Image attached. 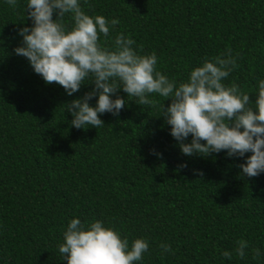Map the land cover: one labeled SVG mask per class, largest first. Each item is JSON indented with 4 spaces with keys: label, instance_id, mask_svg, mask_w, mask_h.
I'll list each match as a JSON object with an SVG mask.
<instances>
[{
    "label": "trees",
    "instance_id": "obj_1",
    "mask_svg": "<svg viewBox=\"0 0 264 264\" xmlns=\"http://www.w3.org/2000/svg\"><path fill=\"white\" fill-rule=\"evenodd\" d=\"M27 2L18 0L13 11L0 0V264H67L59 245L74 218L102 221L129 247L145 239L149 249L134 264H264V172L247 177L239 167L252 153L183 154L161 115L171 99L158 94L148 95L155 106L139 105L121 89L112 95L126 100L118 116L100 114L98 129L71 126L68 104L95 85L86 80L69 96L15 54L18 30L33 24ZM79 3L90 16L119 20L107 38L100 34V45L113 49L122 33L138 54L155 52L157 70L177 86L231 49L237 67L222 82L237 84L254 103L264 79V0ZM64 22L71 27L70 14ZM240 240L248 242L243 259Z\"/></svg>",
    "mask_w": 264,
    "mask_h": 264
},
{
    "label": "clouds",
    "instance_id": "obj_2",
    "mask_svg": "<svg viewBox=\"0 0 264 264\" xmlns=\"http://www.w3.org/2000/svg\"><path fill=\"white\" fill-rule=\"evenodd\" d=\"M6 2L13 11L18 7V0ZM25 14L33 24L18 30L23 40L15 54L26 57L46 84H59L69 96L80 91L86 80L95 85L68 104L67 111L74 117L71 126L98 129L104 125L100 114L118 116L126 100L120 96L112 99V95L121 89L128 98H138L139 105L155 106L156 101L148 95L158 94L171 99L167 107L161 105V115L183 154L207 157L227 150L229 157H243L251 152L246 163L239 165L242 174L256 177L264 172V79L258 83L254 103L237 84L226 86L222 81L237 67L231 49L205 59L202 66L191 70L187 82L177 86L157 70L155 52L138 54L132 47L135 41L122 33L116 36L113 49L100 45V34L107 38L110 26L114 28L119 20L90 16L79 0H28ZM68 14L71 27L64 22ZM96 96L97 104L92 106L90 101ZM190 134L191 142L185 143ZM63 240L59 252L67 264H134L149 249L143 238L129 247L127 238L100 220L82 223L79 218L71 219ZM237 244L236 254L243 259L248 242ZM160 248L172 251L170 245L161 244ZM260 254V249H253L254 257ZM223 256L231 259L232 253L225 251Z\"/></svg>",
    "mask_w": 264,
    "mask_h": 264
}]
</instances>
